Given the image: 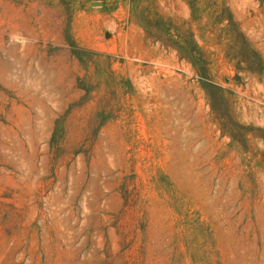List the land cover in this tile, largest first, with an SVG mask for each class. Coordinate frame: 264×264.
Wrapping results in <instances>:
<instances>
[{
    "label": "rangeland",
    "instance_id": "rangeland-1",
    "mask_svg": "<svg viewBox=\"0 0 264 264\" xmlns=\"http://www.w3.org/2000/svg\"><path fill=\"white\" fill-rule=\"evenodd\" d=\"M0 264H264V0H0Z\"/></svg>",
    "mask_w": 264,
    "mask_h": 264
}]
</instances>
